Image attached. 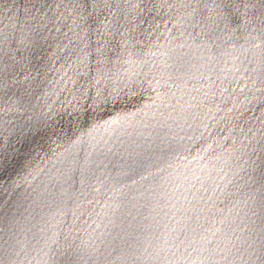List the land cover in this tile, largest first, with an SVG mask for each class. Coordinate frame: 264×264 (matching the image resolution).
Segmentation results:
<instances>
[{
    "label": "water",
    "instance_id": "water-1",
    "mask_svg": "<svg viewBox=\"0 0 264 264\" xmlns=\"http://www.w3.org/2000/svg\"><path fill=\"white\" fill-rule=\"evenodd\" d=\"M0 264H264V0H0Z\"/></svg>",
    "mask_w": 264,
    "mask_h": 264
}]
</instances>
